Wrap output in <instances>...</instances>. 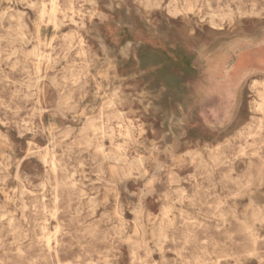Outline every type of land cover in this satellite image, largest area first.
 Returning <instances> with one entry per match:
<instances>
[{
    "label": "rangeland",
    "instance_id": "1",
    "mask_svg": "<svg viewBox=\"0 0 264 264\" xmlns=\"http://www.w3.org/2000/svg\"><path fill=\"white\" fill-rule=\"evenodd\" d=\"M55 3L0 0V264H264V76L233 117L192 86L264 0Z\"/></svg>",
    "mask_w": 264,
    "mask_h": 264
},
{
    "label": "crops",
    "instance_id": "2",
    "mask_svg": "<svg viewBox=\"0 0 264 264\" xmlns=\"http://www.w3.org/2000/svg\"><path fill=\"white\" fill-rule=\"evenodd\" d=\"M217 50V48L215 49ZM254 54V56L252 55ZM229 60H210L204 62L209 64L206 71L200 67V103L213 96L228 101L231 116L237 114L241 103L244 89L249 86L255 75L264 76V45L260 43L241 51L233 64V72L226 71ZM229 113L226 114L220 125H212L213 128L224 129L229 125ZM218 126V127H217Z\"/></svg>",
    "mask_w": 264,
    "mask_h": 264
},
{
    "label": "bare ground",
    "instance_id": "3",
    "mask_svg": "<svg viewBox=\"0 0 264 264\" xmlns=\"http://www.w3.org/2000/svg\"><path fill=\"white\" fill-rule=\"evenodd\" d=\"M12 3V2H11ZM125 3V2H124ZM32 5V4H31ZM125 6V5H124ZM158 6V5H157ZM11 8V7H10ZM176 8V7H175ZM57 10H58V5H57V3H55V0H53V8H52V10L50 11V12H48L47 11V9H46V7L45 6H43L42 8H41V15L42 16H44V15H46V14H48L49 15V17H50V19H52L53 21H56L57 20V15H56V12H57ZM175 10V9H174ZM126 14H128V13H126ZM40 22V21H39ZM55 27V26H54ZM96 29H98V28H96ZM96 29H95V31H96ZM184 29V28H183ZM74 31V30H73ZM39 33V32H38ZM37 33V34H38ZM183 34H184V36L186 37V39H187V42L189 41L190 42V40L192 41V40H196L197 38L195 37V35H194V33H193V30H189V29H184V31H183ZM228 37V36H227ZM230 37V36H229ZM54 38V37H53ZM217 40V39H216ZM99 41V40H98ZM101 42H102V40H100ZM46 43V42H45ZM100 44V43H99ZM103 44V43H102ZM102 44H100V45H102ZM130 45V44H129ZM128 46V45H127ZM126 46V47H127ZM217 47V46H216ZM128 48V47H127ZM210 46H209V43L208 42H202V43H197V45H196V50L198 51V53H200V54H205V53H207V52H210ZM211 49H213V50H215L216 48L214 47V48H211ZM123 50V49H122ZM127 50V49H126ZM105 52H107V51H105ZM123 52V51H122ZM128 54V53H127ZM123 55V54H122ZM253 56H254V54H252ZM125 57V56H124ZM38 69L40 70V68L38 67ZM42 72V71H41ZM94 78V77H93ZM253 82V81H252ZM39 86V85H38ZM192 86H193V89H194V93H193V96H194V103H199V100H200V92H199V90L196 88V86H195V84H192ZM34 90V89H33ZM261 98H262V102H261V104H260V107H261V109L262 110H264V93H263V95L261 96ZM193 107V105H190V109ZM178 116H179V114H178ZM251 117V116H250ZM177 121H179V120H177ZM59 123V122H58ZM176 123V122H175ZM171 124V123H170ZM169 126H171V125H169ZM33 127V126H32ZM37 145H38V143H37ZM39 146V145H38ZM28 148H29V146H28ZM27 151H28V149H27ZM170 152V151H169ZM47 154V153H46ZM53 156V155H52ZM47 157V156H46ZM42 160V159H41ZM44 160V159H43ZM53 162V161H52ZM53 168H54V166H53ZM46 170V169H45ZM54 171V170H53ZM155 176V175H154ZM124 184V183H123ZM155 190V189H154ZM140 195V194H139ZM146 203V202H145ZM124 213V212H123ZM125 214V213H124ZM56 237V236H55ZM55 243H56V241H55Z\"/></svg>",
    "mask_w": 264,
    "mask_h": 264
}]
</instances>
